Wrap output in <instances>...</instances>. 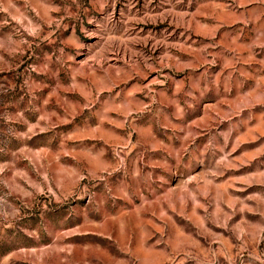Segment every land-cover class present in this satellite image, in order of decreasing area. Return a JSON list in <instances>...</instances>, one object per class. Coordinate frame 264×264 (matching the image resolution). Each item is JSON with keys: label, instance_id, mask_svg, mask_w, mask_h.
Returning a JSON list of instances; mask_svg holds the SVG:
<instances>
[{"label": "rangeland", "instance_id": "rangeland-1", "mask_svg": "<svg viewBox=\"0 0 264 264\" xmlns=\"http://www.w3.org/2000/svg\"><path fill=\"white\" fill-rule=\"evenodd\" d=\"M0 264H264V0H0Z\"/></svg>", "mask_w": 264, "mask_h": 264}]
</instances>
